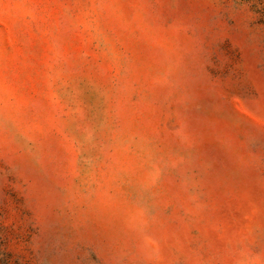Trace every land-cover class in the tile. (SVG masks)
<instances>
[{"label": "rangeland", "instance_id": "374dc122", "mask_svg": "<svg viewBox=\"0 0 264 264\" xmlns=\"http://www.w3.org/2000/svg\"><path fill=\"white\" fill-rule=\"evenodd\" d=\"M0 264H264V0H0Z\"/></svg>", "mask_w": 264, "mask_h": 264}]
</instances>
